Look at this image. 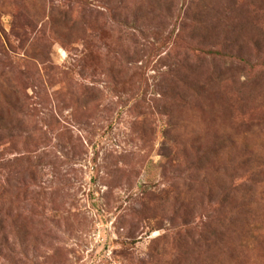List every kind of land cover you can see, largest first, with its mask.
<instances>
[{"label":"rangeland","instance_id":"rangeland-1","mask_svg":"<svg viewBox=\"0 0 264 264\" xmlns=\"http://www.w3.org/2000/svg\"><path fill=\"white\" fill-rule=\"evenodd\" d=\"M0 264H264V0H0Z\"/></svg>","mask_w":264,"mask_h":264}]
</instances>
